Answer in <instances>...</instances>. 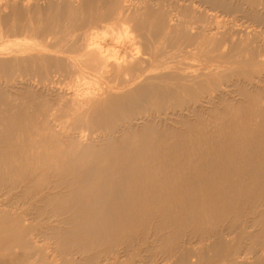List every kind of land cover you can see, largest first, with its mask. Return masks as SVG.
<instances>
[{"label": "bare ground", "instance_id": "6f19581e", "mask_svg": "<svg viewBox=\"0 0 264 264\" xmlns=\"http://www.w3.org/2000/svg\"><path fill=\"white\" fill-rule=\"evenodd\" d=\"M231 1L82 0L77 6L66 1L55 3L58 9L50 17L38 0H0V44L10 42L0 46V86L14 91L21 84L35 87L37 79L45 88L80 78L75 88H55L54 100L33 104L32 112L26 102L24 107L10 102L0 115V146H9L0 149V185L20 187L28 201L40 203L30 212L0 204V223L11 225L30 264H115L114 251L113 257L89 263L66 252L127 238L153 219L196 223L264 197V94L251 91L257 88L254 81L264 83V30L259 29L264 13L258 11L251 25L239 29L240 20L232 15L240 6ZM228 20L230 27L223 24ZM98 22L111 24L110 43L98 40L97 31L79 34ZM180 58L188 62L179 63ZM237 64L251 69L243 81L234 80L242 71L229 68ZM232 89L250 103L202 137L175 134L171 141L152 125L136 129L139 122L151 124L157 112H178V92L193 93L194 99L186 98L190 111ZM151 99L158 101L156 108ZM52 221L68 228L46 226ZM214 233L198 232L200 242L211 241L198 255L183 242L173 245L178 255L173 264H202L209 252L218 258L227 243L222 231ZM9 242L0 235L1 249ZM252 248L256 264H264L263 242Z\"/></svg>", "mask_w": 264, "mask_h": 264}, {"label": "rangeland", "instance_id": "374dc122", "mask_svg": "<svg viewBox=\"0 0 264 264\" xmlns=\"http://www.w3.org/2000/svg\"><path fill=\"white\" fill-rule=\"evenodd\" d=\"M47 3L45 2V0H38V3L40 4L43 13H49V15H53V13L55 14V12L58 9V6L56 4H59V2L61 4H63L66 1L71 2L73 5H78L79 1L81 2L82 0H46ZM75 1V2H74ZM169 1V0H168ZM172 1V0H170ZM56 5V9L53 10V8H55ZM231 2H233L234 5H238L240 6V10L241 12H238L233 14L232 16L234 18L239 19L240 21L238 22V24H240L241 26H239V29L241 28L242 30H244V27L251 25L252 23V18L254 17V15L257 14L258 11H260V13H264V0H232ZM237 2V3H236ZM42 3V4H41ZM51 3V5H53V8L48 11L47 8ZM259 3H262L263 5H259ZM46 4V5H44ZM76 5V6H77ZM246 5V6H245ZM45 6V8H44ZM252 8V9H251ZM261 8V9H260ZM244 9V10H243ZM254 9V10H253ZM249 10V11H248ZM53 12V13H52ZM250 13V14H248ZM50 15V17H51ZM245 15V16H244ZM244 16V17H243ZM253 16V17H252ZM240 17V18H239ZM246 18V19H245ZM249 18V19H248ZM244 21V22H243ZM213 23V22H212ZM209 23L207 26V28H213V24ZM230 25H229V24ZM228 23H223L225 24L226 27H230L231 21L228 20ZM244 23V25H243ZM248 23V25L246 24ZM102 26H100V25ZM105 26H104V25ZM107 24V25H106ZM228 24V25H227ZM99 25V26H97ZM196 25V26H195ZM253 25V24H252ZM91 26V27H90ZM88 27H84V29L79 30V34L88 31L89 33H94L95 31H97V35L99 37H97L98 40L104 38V40H100L104 43H108L109 40H111V34L109 35V33H106V31L109 30V28H111V24L108 23H101L98 22L94 25H90ZM108 26V27H107ZM201 26V23H196L194 24L195 28H198ZM244 26V27H243ZM94 27V28H93ZM105 27V29H104ZM255 27V26H254ZM93 28V29H92ZM98 28V29H97ZM103 28V29H102ZM97 29V30H95ZM260 30L263 29L264 27H260ZM101 30V31H100ZM196 29H193V32ZM91 31V32H90ZM93 31V32H92ZM77 32V33H78ZM81 32V33H80ZM101 33V34H100ZM103 33L105 34L103 36ZM102 36V37H101ZM109 36V37H108ZM101 37V38H100ZM107 38V41L105 42ZM109 38V39H108ZM111 41H109L110 43ZM3 44H0V46H9L10 42L5 41L2 42ZM6 43V45L4 44ZM8 43V44H7ZM181 61L178 60V62H188L185 59L180 58ZM196 64V63H193ZM229 67V66H228ZM237 68L238 70L242 71L240 72V75L237 77H234V80H244V72H250L251 69L246 66V65H233L230 66L229 68ZM198 68V66L196 67ZM248 70V71H247ZM72 78H69L67 80H64L65 84L62 81V85L60 84V86L64 89H69V88H75L74 85L78 83V80L76 77H73V84H70L71 81H69ZM75 79V80H74ZM37 79L33 80L32 82H35V87L31 86V87H24L25 85L21 84L19 86H16L14 89V91L12 89L6 88L5 86H0V115H2L4 113L5 110V106L8 103H12L13 105H20V107H24L26 106L27 111L28 112H32L33 111V104L34 106L37 105L38 103H40V105H46L49 102V100H54V96L56 95L55 88L60 87L58 82H55L52 84H47L46 83V88H43V86L41 84L38 83ZM77 80V81H76ZM214 81H216L217 83H219V81L215 78ZM0 82H2V80H0ZM69 82V83H66ZM32 84V85H34ZM40 86H38V85ZM72 85L71 87L69 86ZM255 85V87L257 88H250L251 91L253 90L254 92H258L257 89H259L260 91H262V93L264 94L263 90H264V83H260L258 81H254L253 83ZM50 85L53 86V89L50 87ZM55 85V86H54ZM58 85V86H57ZM23 86V87H22ZM57 86V87H56ZM69 86V87H67ZM39 87V88H38ZM263 87V88H262ZM19 88V89H18ZM35 88V89H33ZM41 88V89H40ZM50 88V91H49ZM261 88V89H260ZM5 89V90H4ZM24 89V90H23ZM45 89V90H44ZM40 90V91H39ZM42 90V91H41ZM47 90V91H46ZM52 90V93H51ZM205 91H208L207 88L204 89ZM46 93H45V92ZM54 91V92H53ZM231 91H235L234 93H229L230 91H225L226 96H221L220 98H216V99H211V104L210 103H206V102H202V104L196 103V108L193 110H187V104L186 102L188 100H192L194 99V95L191 91H184V92H178L174 95V99L175 101L179 104V107L177 108L178 112H176L175 114H171V112L168 110V112H157L155 114V116H153V118L150 119V122H152L151 124H146V123H142L139 122L136 125V129L141 130L148 126H153L155 128H159L158 130L156 129V131L161 134V132L163 131V134L166 135V137L170 138V140L172 141L174 138V135L176 134V137H181L184 139H188V138H199L204 136L205 133H208L209 131L214 130L215 128H217L219 125L221 124L224 119L226 118V116H230V114L237 112L240 107L241 104L242 106H246L244 104H248L250 103L249 101H251L250 97H245L241 94V92H238L237 89H232ZM44 92V93H43ZM9 93L10 96H9ZM13 93V94H12ZM19 93V94H18ZM48 93V94H47ZM16 94V95H15ZM13 95V96H12ZM21 95V96H20ZM50 95V96H49ZM214 96V94H212ZM236 95V96H235ZM20 96V97H19ZM48 96V97H47ZM11 97V98H10ZM15 97V98H14ZM224 97V98H223ZM242 97V98H241ZM10 98V99H8ZM17 98V99H16ZM188 100H187V99ZM190 98V99H189ZM11 100V101H10ZM13 100H15L16 102L13 103ZM180 100V101H179ZM220 100V101H218ZM249 100V101H248ZM23 101V102H22ZM36 101V102H35ZM151 103L153 104V106L156 108L158 106V101L155 99H151L150 100ZM246 101V102H245ZM22 102V103H21ZM26 102V103H25ZM231 102V103H230ZM241 102V103H239ZM248 102V103H247ZM19 103V104H18ZM26 105H25V104ZM206 103V105L204 104ZM28 105H30V107H28ZM211 105V106H209ZM218 105V106H217ZM220 105V106H219ZM198 106V107H197ZM207 108V111H205V109ZM210 108V109H209ZM228 108V109H227ZM238 108V110H237ZM180 109V110H179ZM219 109V110H218ZM184 111V112H183ZM225 113H223V112ZM228 111L230 113H228ZM195 112V113H194ZM170 115H167V114ZM192 113V114H191ZM197 113V115H196ZM207 113V114H206ZM226 113H228L226 115ZM31 114V113H30ZM180 116H179V115ZM191 114V115H190ZM194 114V115H193ZM200 114V115H199ZM205 114V115H204ZM178 117H176V116ZM187 115V116H186ZM210 115V116H209ZM165 116V117H163ZM174 116V117H173ZM182 116V119L180 120ZM208 118H207V117ZM213 116V117H212ZM185 117V118H184ZM193 117V118H191ZM206 117V118H205ZM222 117V119H221ZM178 118V119H177ZM158 119V120H157ZM215 119V120H214ZM154 120V121H153ZM165 120V121H164ZM196 120V121H195ZM200 122H198V121ZM223 120V121H222ZM164 121V122H163ZM180 121V122H179ZM182 121V122H181ZM192 121V122H191ZM154 122V125H153ZM169 122V123H168ZM173 122V123H172ZM197 122V123H196ZM214 122V123H213ZM219 122V123H218ZM141 123V125H140ZM185 123V124H184ZM201 123V124H200ZM172 124V125H171ZM199 124V125H198ZM207 124V125H206ZM217 124V126H216ZM140 125V126H139ZM171 125L172 127L169 128V126ZM181 125V126H180ZM211 125V127H210ZM158 126V127H156ZM163 127V128H162ZM207 127V128H206ZM165 128V130H164ZM205 128V129H203ZM161 129V130H160ZM171 129V130H170ZM174 129V130H173ZM178 129V131H177ZM207 129V130H206ZM203 130V131H202ZM166 131V132H164ZM182 131V133H181ZM184 131V132H183ZM186 131V132H185ZM188 131V132H187ZM197 131V132H196ZM177 132V133H176ZM170 133V134H168ZM174 133V134H173ZM189 133V134H188ZM191 133V134H190ZM199 133V134H198ZM196 134V135H195ZM188 135V136H187ZM5 146V147H4ZM8 146V145H7ZM9 147V146H8ZM6 147V145H2L0 146V149H6L8 148ZM8 188V189H7ZM1 186L0 185V190L1 191V195H3V198H0V204L4 203L7 206H12V207H16V209L21 208V210L23 209L24 211H29L31 210L32 205H38L40 203H35L34 201H28L26 198V194L24 193V191L19 187L17 189H12L10 186L8 187ZM11 188V189H9ZM20 190V191H19ZM17 191V192H15ZM15 192V193H14ZM20 195H19V194ZM12 194V195H11ZM7 195V196H6ZM18 197H16V196ZM9 197V198H8ZM15 197V198H13ZM23 197V198H22ZM5 198V199H4ZM18 199V200H17ZM4 200V201H3ZM16 200V201H15ZM257 201L255 203H252L254 201L250 200L245 202L243 205H237L238 207L232 206L230 210L226 211L225 214H223L221 217H217V218H207L205 220L196 222V223H185L184 221L180 219H178L177 221L173 222V223H168L165 221H160L157 219H153L151 220L146 226L142 227V228H138L136 229L134 232V234L132 236L129 237H124V238H116L115 241L113 240L112 242H105L102 243L100 245H92L86 249H77L76 246L72 247L71 249L67 250L66 253H70V255H68L67 257L69 258V256H73V258L76 261H83V262H91L93 260H95L94 258L97 257L98 261H103L105 260L107 257L112 256V251H114L115 255H117L116 261L114 262L115 264H173L175 262L174 259L178 258V255L175 253V251L172 249L173 245H176L177 242H183L186 245H184L185 247H190L193 255H198L199 252L207 245L210 244L211 241H205V242H200V237L199 234H203L205 232V236L211 235V234H215L214 232H216V230L219 229V231H222L224 234V241L227 243V249L223 250L221 252V255L218 258H213L212 255H214V252H209V255L207 259V262H204L202 264H237V263H241V264H256L257 262V255L254 252L255 248H252V246L255 245V243H258L259 241L263 242L264 244V235L261 234L262 231H264V197H260L258 199H256ZM14 201V202H13ZM21 201V203L19 202ZM23 201V202H22ZM28 201V202H27ZM30 202V203H29ZM10 203V204H9ZM28 203V204H27ZM259 203V205H258ZM15 204V205H13ZM27 204V205H26ZM31 204V205H30ZM249 204V205H248ZM18 205V206H17ZM21 205V206H20ZM24 205V206H23ZM29 205V206H28ZM248 207H247V206ZM29 209H28V207ZM26 209V210H25ZM258 209V210H257ZM22 210V211H23ZM243 212V213H242ZM242 213V214H241ZM248 213V214H247ZM252 213V214H251ZM250 214V215H249ZM255 214V215H254ZM236 215V216H235ZM231 216V217H230ZM235 216V217H234ZM233 217V218H232ZM230 218V219H229ZM241 218V219H240ZM64 219V217H63ZM209 219V220H208ZM226 219V220H225ZM53 221H56L53 220ZM48 222L46 223L49 224L48 226H56L57 228H61V229H66L68 228V226H63V225H59L57 222ZM153 221V225L152 222ZM204 221V222H203ZM213 223H212V222ZM215 221V222H214ZM220 223H219V222ZM244 221V222H243ZM159 222V224L157 225V223ZM177 222V223H176ZM236 222V225H235ZM242 222V223H241ZM55 225H53V224ZM156 225H155V224ZM162 223V224H161ZM168 223V224H167ZM175 223V224H174ZM183 225H182V224ZM223 223V224H222ZM251 223V224H250ZM8 225L2 224L0 223V229L5 228L4 229V233H0L1 236H6L7 238L10 239V242L5 246V248L1 249L0 248V262H4L7 264V262L9 264H30L29 263V257L25 254L24 250H22L21 248L19 249L18 243H16V239L14 238L15 236H13V232L11 231V225H9V223H6ZM58 224V225H56ZM151 224V226L149 225ZM177 224V225H176ZM189 224V225H188ZM196 224V225H194ZM199 224V225H198ZM202 224V225H201ZM220 224V225H218ZM5 225V226H4ZM148 225L150 227H148ZM161 225H163L161 227ZM179 225H182L179 226ZM221 225H223L222 227H220ZM155 226V227H154ZM158 226V227H157ZM178 226V227H177ZM195 226V228H194ZM198 226V227H197ZM260 226V228H259ZM2 227V228H1ZM63 227V228H62ZM66 227V228H65ZM154 227V228H153ZM175 227V228H174ZM247 227V228H246ZM262 227V228H261ZM147 228V229H146ZM148 228H151L148 229ZM172 228V229H171ZM188 228V229H187ZM191 228V229H190ZM218 228V229H217ZM144 229V230H142ZM186 230L185 231H183ZM193 229V230H192ZM195 229V230H194ZM206 229V230H204ZM234 229V230H233ZM248 229V230H247ZM250 229V230H249ZM142 230V231H140ZM148 230V231H147ZM158 230V231H156ZM166 230V231H165ZM176 230V231H175ZM202 230V231H201ZM251 230H253L252 232H250ZM257 230V232H256ZM139 231V232H138ZM181 231V232H180ZM190 231V232H189ZM195 231V232H194ZM207 231H209V233H207ZM227 231V232H226ZM157 232V233H156ZM171 232V234H170ZM174 232V233H173ZM177 232V233H176ZM179 232V233H178ZM199 232V234H198ZM211 232V233H210ZM249 232V233H248ZM148 233V234H146ZM166 233V234H165ZM193 233V234H192ZM231 233V234H230ZM236 233V234H234ZM259 233V237L256 236V234ZM136 234H138L136 236ZM142 234V235H141ZM162 234V235H161ZM186 237H185V235ZM188 234V235H187ZM147 235V236H146ZM152 235H157L159 237H155ZM164 235V236H163ZM190 235V236H189ZM198 235V236H197ZM193 236V237H192ZM197 236V237H196ZM236 236V237H234ZM261 236V237H260ZM162 237V238H161ZM164 237H166V239H164ZM170 237V238H169ZM188 237V238H187ZM230 237V238H229ZM129 238V239H128ZM136 238V239H135ZM138 238V239H137ZM182 238V239H181ZM199 240H198V239ZM118 239V240H117ZM189 239V240H188ZM124 240V242H123ZM182 240V241H181ZM193 240V242L191 241ZM257 240V241H256ZM259 240V241H258ZM126 241V242H125ZM162 241V242H161ZM185 241V242H184ZM197 241V242H196ZM256 241V242H255ZM123 242V243H122ZM134 242V243H133ZM136 242V243H135ZM188 242L190 244H188ZM199 242V244H198ZM249 242V243H248ZM128 243V244H127ZM169 243V244H168ZM207 243V244H206ZM12 244V245H11ZM113 244V245H112ZM119 244V245H118ZM162 244H164L162 246ZM167 244V245H166ZM128 245V246H127ZM203 245V246H202ZM124 246V247H123ZM134 246V247H133ZM196 246V247H195ZM236 246V247H235ZM18 247V248H17ZM112 248V249H111ZM134 248V249H133ZM197 248V249H196ZM11 249V250H10ZM123 249V250H122ZM132 249V250H131ZM250 249V250H249ZM19 250V251H18ZM92 250V251H91ZM95 250V251H94ZM118 250V251H117ZM127 250V251H125ZM135 250V251H133ZM195 250V251H194ZM8 251V252H7ZM23 251V252H22ZM132 251V253H131ZM17 253V254H16ZM78 253V254H77ZM96 253V254H94ZM175 253V254H174ZM197 253V254H196ZM228 253V254H227ZM15 254V255H14ZM107 254V256H106ZM124 254V255H123ZM128 254V255H127ZM164 254V255H163ZM167 254V255H166ZM25 255V257H24ZM123 255V256H122ZM166 255V256H165ZM17 256V257H16ZM75 256V257H74ZM172 256V257H171ZM175 256V258H173ZM177 256V257H176ZM222 256V257H221ZM247 256V257H246ZM9 257V258H8ZM15 257V258H14ZM122 257V258H121ZM3 260H2V259ZM169 258V260H168ZM172 258V259H171ZM222 258V260H221ZM6 259V260H5ZM13 259V260H12ZM124 259V260H123ZM128 259V260H127ZM243 261L242 259H246L244 262H237V261ZM10 262H9V261ZM17 260V261H16ZM122 260V261H121ZM171 260V261H170ZM173 260V261H172ZM191 260L194 262L196 260V257H191ZM22 261V262H21ZM166 261V262H165ZM209 261V262H208ZM20 262V263H19ZM124 262V263H123ZM126 262V263H125ZM163 262V263H162ZM169 262V263H168Z\"/></svg>", "mask_w": 264, "mask_h": 264}]
</instances>
